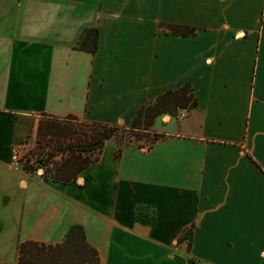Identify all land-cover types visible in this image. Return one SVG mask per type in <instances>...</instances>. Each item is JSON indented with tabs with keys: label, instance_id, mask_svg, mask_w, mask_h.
I'll return each mask as SVG.
<instances>
[{
	"label": "crops",
	"instance_id": "0c3cea01",
	"mask_svg": "<svg viewBox=\"0 0 264 264\" xmlns=\"http://www.w3.org/2000/svg\"><path fill=\"white\" fill-rule=\"evenodd\" d=\"M186 84L151 144L106 142L66 182L10 167L22 118L131 125ZM74 225L99 264H264V0H0V264Z\"/></svg>",
	"mask_w": 264,
	"mask_h": 264
},
{
	"label": "trees",
	"instance_id": "16d2710c",
	"mask_svg": "<svg viewBox=\"0 0 264 264\" xmlns=\"http://www.w3.org/2000/svg\"><path fill=\"white\" fill-rule=\"evenodd\" d=\"M173 32L181 35H188L194 33V29H189L183 26H171ZM97 30L85 31L84 39L80 45V49L94 53L96 51L97 43ZM196 106V99L194 98L192 89L189 84H186L177 91H168L161 97L158 102L144 109H140L137 112L135 119L130 125L132 129H139V124L147 130L152 125L153 119L163 113H173L175 109L193 108ZM43 117L59 120L49 115H42ZM78 123L92 124L99 127H105L101 135L97 137L85 138L80 144L75 146L64 145L61 151L53 148H46L47 154L40 156L38 152H35L39 157L38 162H41L45 156L49 162L51 160L52 167L47 169V173L43 176L45 180L55 181H71L75 178L78 172L87 168L98 161L101 150L103 149L106 141L112 137L111 126L102 123H87L81 122L69 116ZM42 125V121L39 122V128ZM116 126V125H115ZM49 134V133H48ZM50 135V134H49ZM32 170V168H31ZM136 221L151 225L153 218L145 211L135 212ZM187 239L190 246L191 231L186 230L183 236L179 238V241ZM18 264H99V257L97 251L91 247L84 233V230L79 225L71 226L65 240L60 244L46 245L44 243L26 241L19 246L18 249ZM188 264H195L192 260L188 261Z\"/></svg>",
	"mask_w": 264,
	"mask_h": 264
},
{
	"label": "rangeland",
	"instance_id": "374dc122",
	"mask_svg": "<svg viewBox=\"0 0 264 264\" xmlns=\"http://www.w3.org/2000/svg\"><path fill=\"white\" fill-rule=\"evenodd\" d=\"M42 121V125L39 128V122ZM37 125L34 124L33 118H22L19 122L18 135L15 142L10 146V167L15 171H20L23 177H39L36 174H26L20 170L21 165L24 163L23 155L32 152H38V154H47L46 148H53L61 151L64 145L75 146L80 144L86 138H92L101 135V132L105 127H99L97 125L78 123L72 118H65L63 120H52L46 117H40ZM116 125V126H115ZM111 126L112 137L106 142L111 141L118 148H123L129 145L145 146L151 144V141L155 138L151 132L142 131L144 127L139 124V129H132L130 125L115 124ZM50 135H49V134ZM16 156L13 166L11 163L12 155ZM20 160V162H19ZM36 163V162H34ZM39 166V164H38ZM34 168V166H33ZM43 178V177H42ZM187 240V239H185ZM18 257V256H17Z\"/></svg>",
	"mask_w": 264,
	"mask_h": 264
},
{
	"label": "built area",
	"instance_id": "2783aa9c",
	"mask_svg": "<svg viewBox=\"0 0 264 264\" xmlns=\"http://www.w3.org/2000/svg\"><path fill=\"white\" fill-rule=\"evenodd\" d=\"M40 156H42V155H40ZM47 156H45V158L41 162H38L37 159L39 156L37 154H35L34 152L28 153V155L27 154L23 155V158H24L23 162L24 163L21 165L20 170L23 173H26V174L29 173L30 175L38 173V175L40 177H43L47 173V169L52 167L51 160H53V159L49 160L50 163L44 161V160H47ZM15 159H16V156L13 154L12 158H11V163L13 164V166L17 165L15 163ZM19 162H20V160H19ZM34 162H36V163H34ZM38 164H39V166H38ZM33 166H34V168H33ZM31 168H32V170H31Z\"/></svg>",
	"mask_w": 264,
	"mask_h": 264
}]
</instances>
